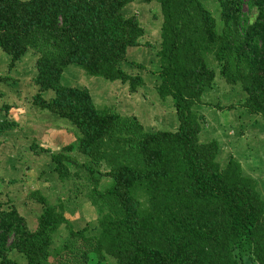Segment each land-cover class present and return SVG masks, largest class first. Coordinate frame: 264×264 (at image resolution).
I'll use <instances>...</instances> for the list:
<instances>
[{
	"label": "trees",
	"instance_id": "1",
	"mask_svg": "<svg viewBox=\"0 0 264 264\" xmlns=\"http://www.w3.org/2000/svg\"><path fill=\"white\" fill-rule=\"evenodd\" d=\"M134 1L0 0V49L10 68L33 50V105L78 129L84 160L70 155L74 145L63 147L52 154L55 173L98 214L75 227L62 199L52 204L30 191L42 207L31 228L15 205L0 201V264H264L258 181L234 156L224 161L218 138L201 139L205 107L264 121V0H216L221 25L202 0H144L158 2L163 14L156 89L173 99L174 130H149L135 116L100 110L89 89L62 83L65 69L77 65L131 93L144 86L141 74L126 69L128 49L145 35L124 12ZM218 73L245 97L209 103ZM49 90L55 94L46 99ZM18 127L0 119V140Z\"/></svg>",
	"mask_w": 264,
	"mask_h": 264
},
{
	"label": "rangeland",
	"instance_id": "2",
	"mask_svg": "<svg viewBox=\"0 0 264 264\" xmlns=\"http://www.w3.org/2000/svg\"><path fill=\"white\" fill-rule=\"evenodd\" d=\"M202 2L221 25L216 0ZM126 11L128 15L138 18L145 29L141 46L128 49L130 64L126 65L130 73H139L144 77V86L138 92L131 93L127 84L89 75L77 65L65 69L62 83L89 89L100 110L135 116L149 130H174L179 122L173 99L161 98L156 89L159 83L157 54L163 21L160 4L156 1L135 0L125 8ZM36 60L37 54L29 50L14 68H10V56L0 49V75L11 78L7 83L0 82V119L7 117L19 123L18 129L8 132L0 140V201L15 205L24 214L29 226L34 228L42 207L28 195L30 191L40 190L52 204L62 199L71 223L75 227H82L97 219V211L86 200L70 195L68 188L59 181L52 162L53 153L70 145L75 146L70 155L79 161L84 160L77 148L78 129L69 120L33 105V97L38 92L33 82ZM135 63L144 68L137 67ZM54 94V91L49 90L43 96L51 99ZM240 95L245 97L242 90L240 93V90L228 86L218 73L217 86L205 98L212 104L221 102L229 105L232 101H238ZM5 105L11 107L9 111L4 108ZM203 110L207 117V128L201 134V139L206 142L218 138L220 156L224 161L231 156L241 161L245 173L258 181L264 197L263 119L248 116L244 111H218L213 106ZM36 145L37 148H32ZM61 234L65 236L66 231L62 230ZM21 262L25 264L24 259ZM90 264L98 263L94 260Z\"/></svg>",
	"mask_w": 264,
	"mask_h": 264
},
{
	"label": "crops",
	"instance_id": "3",
	"mask_svg": "<svg viewBox=\"0 0 264 264\" xmlns=\"http://www.w3.org/2000/svg\"><path fill=\"white\" fill-rule=\"evenodd\" d=\"M248 116H251V115H249L248 113H246ZM224 139V138H223Z\"/></svg>",
	"mask_w": 264,
	"mask_h": 264
}]
</instances>
